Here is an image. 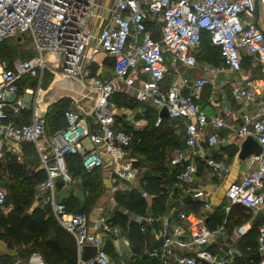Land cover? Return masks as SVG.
<instances>
[{"label": "built area", "instance_id": "obj_1", "mask_svg": "<svg viewBox=\"0 0 264 264\" xmlns=\"http://www.w3.org/2000/svg\"><path fill=\"white\" fill-rule=\"evenodd\" d=\"M108 1L112 4L99 0H0V44L11 37L22 42L27 34L37 50L29 58L0 57V161L12 156L23 163L22 145L34 146L45 172V178L35 185L34 202L50 207L59 225L74 237L77 264H132L135 255L121 256L112 263L100 232L116 235L118 227L111 226L102 215L92 219L86 213L69 212L57 198V179L66 185L75 183L68 170L67 153L79 154L87 171L102 169L123 184L135 181L138 171L131 153L132 140L116 123L112 102L116 93L150 103L157 110V124L162 108H167L170 118L183 121L185 148L169 158L175 188L181 193L196 180L200 163L215 177L230 173V165L223 158L207 153L220 142L219 130L235 131L243 140L254 136L262 152L245 160L243 176L228 185L225 199L229 209L240 206L253 216L264 210V0H259L258 25L255 0ZM156 24L161 25L159 42L152 38ZM203 32L219 49L220 66L200 64L197 59ZM99 51L113 61L110 78L90 71V62ZM245 63L248 71L257 70L259 74L236 81L231 95L236 103L255 105L258 112L237 115L227 107L213 116L205 114L198 104L203 89L219 72L242 73ZM176 65L202 67L208 76L192 79L177 74V80L167 84L169 67ZM46 72L56 79H78L92 99L87 109L81 106L79 110H67L66 126L52 134L46 130V114L53 103L46 99L50 87L41 89ZM25 75L38 77V86H26ZM72 100L77 104V99ZM20 113L30 115V121H18ZM85 140L91 147H86ZM6 196L0 186V210L4 214L12 207ZM196 196L202 210L188 209L175 218L154 219L159 221V242L145 253L154 264L233 263L237 248L222 256L210 250L226 240L227 222L211 228L206 215L211 203L202 191ZM138 220L153 221L145 217ZM257 229L260 258L256 264H264V223ZM239 230L235 229L237 238L241 236ZM123 240L129 245L126 237ZM85 245L97 248L96 256L88 261L82 259Z\"/></svg>", "mask_w": 264, "mask_h": 264}, {"label": "trees", "instance_id": "obj_2", "mask_svg": "<svg viewBox=\"0 0 264 264\" xmlns=\"http://www.w3.org/2000/svg\"><path fill=\"white\" fill-rule=\"evenodd\" d=\"M14 38V37H13ZM10 39V38H9ZM18 39V38H17ZM7 40V39H5ZM3 40L0 44V57L12 60L18 57L19 48L15 44L8 47L6 41ZM210 51L207 60L222 61L219 49L214 46L208 33L203 32L201 39V46L197 53V59L200 61L201 52ZM212 53L214 55L212 56ZM23 54V53H22ZM21 58H29L32 56ZM47 75H51L47 73ZM115 99H118L116 102ZM118 106L136 107L141 102L137 101L134 97L128 96L125 93H116L112 102ZM69 99H60L52 104L46 114V130L48 133H54L57 130L63 129L66 126L65 112L69 110ZM143 105L145 103H142ZM144 118L148 122L145 127L140 131H134L132 134V154L137 157L144 153H151L150 158L156 162L158 157L155 153L164 149L171 143L175 136L173 134V125L180 122L178 119L162 118L156 124L158 117L157 110L148 104L145 105ZM182 124V123H181ZM182 148H185V136L183 129ZM22 152L24 157L34 154L36 151L34 146L29 143L22 145ZM66 162L68 170L76 180H79L83 187L86 188L85 203L79 205V202L69 197L63 201L66 209L73 213H86L92 208L96 199L100 195L101 187V172L100 169H93L91 172L85 170L82 165L81 156L79 154H66ZM160 163V162H159ZM172 171V169H171ZM26 168L23 163H20L12 156H6L4 161H0V179L8 178L9 181H14L15 178L25 175ZM43 173V175H42ZM169 174V175H168ZM45 178L43 169L37 171L32 170L30 174L26 175L25 184L31 188H18L15 194L11 196L12 210L6 215L0 214V229L3 231V238L12 239L17 243H36L41 242L44 249L56 258L60 264H77V245L74 237L63 229L56 221L48 206H39L35 202L31 212L26 209L31 205L33 193L36 183ZM175 177L170 172L166 165L159 164L155 167L153 172L145 174L141 179V189H131L129 191L120 192L118 194L117 205L124 209L131 215L145 217L148 213H160L164 210L167 194V184L174 182ZM175 188L174 195L181 196V193ZM88 191V192H87ZM142 192H147L154 197L151 206L149 207L146 199L142 196ZM96 200V201H95ZM7 201V196H6ZM62 202V201H61ZM191 208L196 210L197 206L189 203ZM197 211V210H196ZM127 213V214H128ZM122 211H117L108 222L111 226H119L128 235V239L134 249L135 253L141 254L144 241L150 235L148 233V224L141 221L129 219L128 215ZM236 214H240L243 219L236 218ZM217 219H221V214L217 213ZM251 217V213L243 207L235 206L229 214V221L239 224ZM235 218V220H234ZM220 222V221H219ZM208 225L213 228L215 223ZM147 226V227H146ZM258 232L256 227H252L241 239L238 246L242 252V256L236 257L233 264H256L259 260V255L256 252L258 246L257 241ZM105 251L109 254L112 253V242L107 241L105 244ZM250 248V249H249ZM249 249V250H248ZM149 260V261H148ZM150 259L145 256L139 257L133 264H151Z\"/></svg>", "mask_w": 264, "mask_h": 264}, {"label": "crops", "instance_id": "obj_3", "mask_svg": "<svg viewBox=\"0 0 264 264\" xmlns=\"http://www.w3.org/2000/svg\"><path fill=\"white\" fill-rule=\"evenodd\" d=\"M107 0H103V4H106ZM110 5V4H108ZM217 66H220L222 64V61H214L212 62ZM93 67V69L96 68V71L98 75L105 77V78H110L112 76V68H113V61L112 59L108 58L103 52L99 51L95 59L90 62V67ZM245 69L247 68V63H245ZM183 66L182 65H176V67H169V73L166 76V83H170L174 80H177V74L182 75L181 73H177L178 71H175L176 69L180 70ZM106 68V69H105ZM189 69V68H188ZM190 73L187 75H182L186 76L189 78H197L200 76H208L207 73L205 72L204 68L198 67L195 69H189ZM176 73V74H175ZM248 74L252 75H258L259 71L253 70V71H248V69L244 70L242 73H231L228 71L225 72H219L215 77H213L214 82L207 85L202 93H201V98L198 102L200 108L202 111L209 115L213 116L218 113H220L223 109L227 107H231L235 113L238 115L239 113L242 112H247L250 113L251 115H254L255 113L258 112V108L255 105L251 104H239L236 103L231 95V88L232 85L242 79L243 77L247 76ZM172 76V77H171ZM78 100V99H77ZM74 109L73 110H79V107H83L85 109L89 108V102L83 103L82 100H78L77 104L74 103ZM114 104V103H113ZM148 104L149 106L153 107L150 103H145L144 105ZM116 112H117V127L125 130L130 137L132 138V134L134 131H140L145 127V119L140 117V111L143 108V104L140 103L136 107H127V106H115ZM155 108V107H153ZM137 116L135 115V113ZM158 114V113H157ZM182 123V126L184 128V123L183 121H180ZM135 124L139 126H135ZM157 124V120H156ZM219 136L221 138L220 142L211 150H209L207 153L209 156L216 157V158H223L229 165H230V173L226 175L223 178H218L212 175L211 170L203 163L199 164V172L196 180L189 186V189L185 193H181V196H176L174 195L175 193V184L174 182L168 183L166 188H167V194L168 198L166 199V204L164 207V210L160 213H155L151 214L148 213L146 214L145 218L151 219L153 221H144L148 224V233L149 235L154 239V243L157 244L159 242L158 240V233H159V221H154L155 218H162V217H173L175 218L178 212L192 209L191 205L189 203L194 204V206H197L196 210L200 211L202 210V205L201 202L198 200L196 194L199 191H202L205 194V198L207 201L211 203V210L206 212V215L208 217V222L209 224L215 223L214 227L219 226L222 222L226 221L228 223L229 221V214L233 210V207L230 209L227 207L226 199H225V191L228 185L236 180H239L244 172H245V160L239 159V151L241 147V143L243 142V139L236 133L235 131H231L229 129H221L219 130ZM85 144V143H84ZM86 145V144H85ZM87 146V145H86ZM132 146V143H131ZM88 147V146H87ZM181 150V149H180ZM177 151V150H176ZM175 151V152H176ZM174 152V153H175ZM132 153V150H131ZM133 155V154H132ZM134 156V155H133ZM135 157V156H134ZM137 162V161H135ZM42 169L41 165L39 164L37 171ZM139 168L137 167V171L139 172ZM91 172V171H89ZM101 172V187L100 191L103 190L104 193L103 195H100V197L97 199L95 202V205L92 206V208L89 210L88 214L90 218L94 219L96 217L95 213L97 212L98 215H102L103 210L106 208V203L102 204L105 199H102L103 197H109L108 200H106L109 205H111V202L113 200V193L114 192H119V190H129L130 188H135L140 190L141 189V182L138 181L137 184L134 185L133 183H125L119 181L118 179H114L113 177L108 176V173L105 172L104 170L100 169ZM45 173V172H44ZM43 175V173H42ZM81 187L79 189V186ZM123 185V186H122ZM57 187L59 192H64L65 194L59 198V201H64L65 199L71 197L73 198L74 201L79 202V205H83L85 203V196L82 194V183L79 180L75 179V183L71 185H66L59 180H57ZM126 187V188H125ZM88 192V191H87ZM151 195V194H150ZM153 196V195H152ZM186 196H191V201L188 203L184 202V198ZM103 201V202H102ZM117 202H115L113 205H116ZM149 207L151 206L152 203H147ZM116 208V207H115ZM194 210V209H193ZM264 211V210H263ZM113 213L114 210H112ZM107 213V212H106ZM217 213L221 214L222 218L219 220L217 219ZM108 214V213H107ZM105 216V215H103ZM112 216V215H110ZM135 216V215H132ZM139 217V216H137ZM255 216L251 213V217L246 221L247 227L242 226L241 236L239 238L236 237L235 235V229H240V228H235L233 230V233L229 232V227L227 226V238L224 242L221 243H216L212 247H210V250L214 253H217L219 255H227L228 251L231 250L232 248H237L239 250L238 253L234 255V259L236 257L242 256V252L239 249L238 243L241 237H243L253 226L256 227L259 225H254L252 223L253 219ZM111 218V217H109ZM220 221V222H219ZM251 221V223H249ZM264 223V219L262 221ZM251 224V225H249ZM119 227V226H117ZM147 227V226H146ZM120 228V227H119ZM258 232V229H257ZM101 232V236H102ZM105 233V232H104ZM106 235V234H105ZM111 236V235H110ZM128 238V237H127ZM103 239V238H102ZM112 242V247L113 251L112 253H115L119 255L120 257L123 256L121 255L123 250L118 249V243L117 240L114 238L110 239H103L104 244L105 241H110ZM129 240V239H128ZM258 240V236H257ZM124 242V241H123ZM129 246V245H127ZM250 249V248H249ZM248 249V250H249ZM132 247H130L131 253H135L133 251ZM257 252V250H256ZM258 253V252H257ZM111 255V254H109ZM119 257V259H120ZM233 259V262H234ZM154 264L152 260H150ZM233 264V263H232Z\"/></svg>", "mask_w": 264, "mask_h": 264}, {"label": "rangeland", "instance_id": "obj_4", "mask_svg": "<svg viewBox=\"0 0 264 264\" xmlns=\"http://www.w3.org/2000/svg\"><path fill=\"white\" fill-rule=\"evenodd\" d=\"M99 2L102 3L103 0H99ZM106 4H112V3L107 0ZM152 33H153V31H152ZM152 38L154 39L153 34H152ZM22 39H23V41L21 42L19 39L15 38V37L14 38L11 37L10 39L7 38V40H5V41H6V44L8 47H12L15 44L18 46V48H19L18 57L30 56L29 55L30 52H31V54H37V50H36V47L34 45L33 40L30 39V37H28L27 34L23 35ZM209 52L210 51L208 50V52L202 51L200 53L201 54L200 61H199L200 64H203L205 62H211V63L214 62V59H211L213 61L207 60L208 55H210ZM213 55H214V53H212V56ZM90 71L93 74H98L96 71V68L93 69L92 66L90 67ZM177 71H178L177 73H181L182 75H187L190 73V70L187 67H182L180 70L178 69ZM47 73H49V72L45 73L44 78H43V82H42V86H41L42 90H47V88L50 87V89L46 93V99L52 100L53 101L52 104L56 103L57 101H59L60 99H63V98L69 99L71 102L70 103L71 107L69 109L73 110L74 105H75L74 101L72 100L73 97L68 96V95H63V97L59 98L58 94L52 89L53 81L56 78L52 74L50 76L47 75ZM57 79H59V78H57ZM23 80H24V83L26 86H30V87H34V88H36L38 86V83H39L38 77H31L30 75H25L23 77ZM115 100H116V102H118V99H115ZM86 102H89V105H91L92 99L91 98L87 99V101H86V99H84L83 103H86ZM116 102L114 101L115 106H117ZM51 105L48 107V110L50 109ZM144 107H145V105H143V108L140 111V115H141L140 117H142V118H144V112H145ZM135 115L137 116L136 113H135ZM17 120L20 121L21 123L29 122L30 121V115H24L23 113H20L17 115ZM147 123L148 122L145 120V125ZM182 133H183V126H182L181 122L175 123L173 125V134L175 136V139L171 143H169L164 149L159 150L155 153L156 157H158V161L156 160V162H155L154 160H152L150 158L151 153H144L140 156L135 157L136 161H137V162H135V167L136 168L138 167L140 170H139L138 174L136 175L134 185L137 184L138 181H141V179L143 178V176L145 174H150L151 172H153L155 167H158V165L160 163L163 165H166L168 172H170L172 175H175L174 173L171 172V168L169 166V158L176 150H180L182 148V144H181L182 143L181 141L183 139ZM84 143L88 147H91L89 141L85 140ZM23 164L25 165V168H26L25 175L15 178L14 181H9L8 178L0 179V186L3 187L7 192V204H12L11 203V196L13 194H15L17 190H19L18 189L19 187L20 188H23V187L24 188H29V187L31 188L30 185L25 184V179H26V175L30 174V172L32 170H36L40 164L39 158H38L36 152L34 154H31V155H28L27 157H25L23 160ZM174 183H175V181H174ZM80 188L81 187L79 186V189ZM131 189H135V188H130L129 190H131ZM129 190H119V192H114L113 193L114 196L112 197L113 200L111 202V205H109V203L106 201L109 199V197H103L102 198V199H105L104 202L102 201L103 202L102 204L106 203L105 204L106 208L102 212V216L105 215V216H103L104 218L109 219V217H112L117 211H122L126 214L128 213V212L124 211V209L120 208L117 204L116 205H113V204L115 202H117L118 194H120V192L129 191ZM103 193H104V191L101 190L100 195H103ZM144 193H145L144 198L146 199L147 203H152V201H154V197L147 192H142V195ZM64 194H65L64 192L61 193V192H59V190H57V198L58 199L61 198V196ZM82 194L85 197L87 196L86 188H84V187H82ZM100 195H99V197H100ZM94 205H95V203H94ZM33 206H35L34 201H32L31 205L26 209V211L31 212V209ZM9 209H10L9 210V212H10L12 210V207ZM112 210H114L115 213H113ZM0 214L6 215L2 212V210H0ZM98 214H97V212L95 213V215H98ZM110 215H112V216H110ZM127 215L129 217V219H133L135 221H140V220H138L137 216H132L129 213ZM240 217H241L240 214H236V218L243 219V217L242 218H240ZM234 220H235V218H234ZM247 220H245L244 222L239 223V224L233 223L232 221H228L227 226L229 227V232L233 233V230L235 228H240V230H242L241 229L242 226L247 227V223H246ZM249 225H251V224H249ZM101 232H100V234H101ZM104 232L102 233L103 239H107V240L110 238L116 239L117 243H118V246H117L118 249L119 250L121 249L124 251V252H122L121 255H123L125 257H131L130 247H132V245H131L130 241L128 240L129 246H127L125 244V242H123L124 241L123 237H126V239H128L127 238L128 235L125 231H123L121 228L118 227V234H116V235H111L112 233H110L109 231H104ZM2 233H3V231L0 229V262L1 263H3V264H60V262L56 258H54L52 255H50L44 249V247L41 245V242L38 241L36 243L33 242V243H28V244L27 243H17L12 239L3 238ZM106 242L107 241H105V243ZM154 242L155 241L151 236L146 238L144 241L143 249H141L142 253L138 254V255L137 254L132 255V257H131V260L133 261L132 264L134 262H136L140 256L141 257L145 256L146 251H148L150 248H152L155 245ZM119 257H120L119 255H117L115 253H111L110 260L112 263H116L119 260Z\"/></svg>", "mask_w": 264, "mask_h": 264}, {"label": "water", "instance_id": "obj_5", "mask_svg": "<svg viewBox=\"0 0 264 264\" xmlns=\"http://www.w3.org/2000/svg\"><path fill=\"white\" fill-rule=\"evenodd\" d=\"M255 15H256V24H259V0H255ZM154 41L159 42L162 40L161 33V25L156 24L153 30ZM19 39V38H18ZM21 40V39H19ZM52 89L58 94L59 98L63 97V95L72 96L78 100L90 99L91 94L87 91L84 84L74 77L65 76L59 79H55L52 84ZM161 118H169V113L167 108H162L159 112ZM262 152V145L258 142V140L254 136L246 137L241 143L240 151H239V159L245 160L250 155H259ZM62 182L60 179H57ZM56 180V185H57ZM191 196H186L184 198V202L188 203L191 201ZM264 219V211L259 210L255 215L252 223L254 225H258L262 223ZM97 254V248L92 245H85L83 247L82 259L83 261H88L89 259L95 257ZM218 264V263H214Z\"/></svg>", "mask_w": 264, "mask_h": 264}]
</instances>
